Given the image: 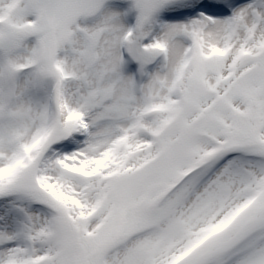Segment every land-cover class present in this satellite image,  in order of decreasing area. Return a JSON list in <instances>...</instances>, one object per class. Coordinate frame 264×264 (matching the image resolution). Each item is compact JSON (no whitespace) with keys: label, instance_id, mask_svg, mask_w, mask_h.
Segmentation results:
<instances>
[{"label":"snow or ice","instance_id":"snow-or-ice-1","mask_svg":"<svg viewBox=\"0 0 264 264\" xmlns=\"http://www.w3.org/2000/svg\"><path fill=\"white\" fill-rule=\"evenodd\" d=\"M0 264H264V0H0Z\"/></svg>","mask_w":264,"mask_h":264}]
</instances>
